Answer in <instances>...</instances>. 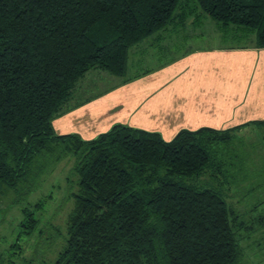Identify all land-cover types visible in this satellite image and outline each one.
<instances>
[{
	"label": "trees",
	"instance_id": "obj_1",
	"mask_svg": "<svg viewBox=\"0 0 264 264\" xmlns=\"http://www.w3.org/2000/svg\"><path fill=\"white\" fill-rule=\"evenodd\" d=\"M202 16L264 48V0H0V194L36 189L75 158V204L54 264H248L249 226L221 180L238 133L263 121L171 141L122 124L91 140L53 126L90 71L124 78L132 47ZM24 214L32 234L39 221Z\"/></svg>",
	"mask_w": 264,
	"mask_h": 264
},
{
	"label": "crops",
	"instance_id": "obj_2",
	"mask_svg": "<svg viewBox=\"0 0 264 264\" xmlns=\"http://www.w3.org/2000/svg\"><path fill=\"white\" fill-rule=\"evenodd\" d=\"M201 18L203 21L205 17ZM188 25L193 24L174 23L153 34L150 40L161 41ZM149 38L139 43L145 44V49L152 44ZM139 46L131 49L129 56ZM163 50L162 55L164 47ZM161 59L153 68L124 78L92 70L105 80L114 77V84L89 96H81L79 84L69 104L72 109L53 122L56 133L78 134L91 140L122 124L158 132L164 140L171 141L182 130L224 131L264 122V48H258L255 42L194 48L165 61L162 56ZM252 126L255 125L245 129Z\"/></svg>",
	"mask_w": 264,
	"mask_h": 264
},
{
	"label": "rangeland",
	"instance_id": "obj_3",
	"mask_svg": "<svg viewBox=\"0 0 264 264\" xmlns=\"http://www.w3.org/2000/svg\"><path fill=\"white\" fill-rule=\"evenodd\" d=\"M188 21L193 25L175 33L170 32L161 41L152 43L150 39L155 36L149 38V43L152 44H147L146 49L145 44H137L140 45L138 50L130 53L126 77L153 68L163 60L161 56L165 61L194 48L208 49L240 43L250 45L254 42V36L247 40L235 37L231 26L227 30L220 29L208 16L202 22H195L194 17ZM158 33L160 32L155 35ZM248 35L247 33L246 36ZM134 47L131 49H135ZM97 74L96 71H91L80 80L81 96L96 95L114 84V77L105 80L106 78L98 77ZM226 151L228 171L224 174L228 177L221 181L228 196V204L240 215V220L249 226L241 235L244 236L242 247L245 249V258L248 264H264V129L252 126L241 131ZM74 164V156L65 157L31 191L19 186L2 188L0 255L4 264L56 262L68 237L67 219L75 204L73 195L77 190L78 177L73 170ZM39 202H42V207L36 208ZM25 210L33 212L39 221L32 234H27L29 230L23 225Z\"/></svg>",
	"mask_w": 264,
	"mask_h": 264
}]
</instances>
